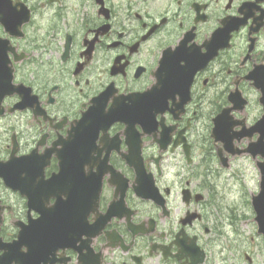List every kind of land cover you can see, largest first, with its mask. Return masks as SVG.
<instances>
[{
    "label": "flooded vegetation",
    "instance_id": "obj_1",
    "mask_svg": "<svg viewBox=\"0 0 264 264\" xmlns=\"http://www.w3.org/2000/svg\"><path fill=\"white\" fill-rule=\"evenodd\" d=\"M15 1L31 20L22 37L0 21V38L22 56L13 83L29 104L9 113L22 95L5 98L0 120L22 121L0 161L16 144V158L39 164L21 173L22 191L0 178L4 241L59 212L63 237L40 264H212L210 169L197 150L221 146L213 119L235 86L248 101L232 119L236 147L242 125L260 121L264 0Z\"/></svg>",
    "mask_w": 264,
    "mask_h": 264
},
{
    "label": "water",
    "instance_id": "obj_2",
    "mask_svg": "<svg viewBox=\"0 0 264 264\" xmlns=\"http://www.w3.org/2000/svg\"><path fill=\"white\" fill-rule=\"evenodd\" d=\"M21 3L14 4V0H0V21L6 27L10 34L20 36L21 26L24 22L29 20L30 10L25 6H18ZM19 30V32L17 31ZM8 39L0 38V115L5 112L3 107V100L6 96L14 94L18 91L22 95L21 103L16 108L24 109L25 104L28 103L29 95L24 94V86L13 85V61L10 58L11 45ZM22 57H16L15 60H20ZM193 71V70H187ZM165 87L175 88L180 87V84L174 83L169 80L164 84ZM188 85L184 84L182 89H186ZM263 95L261 101L264 105V89H262ZM189 97L186 96L184 100L179 103V107H182L188 102ZM233 107L225 109L219 116L214 119L213 137L216 141H222L225 149L232 155L242 154L243 152H249L253 157L261 156L263 161L259 162V168L262 174L261 191L253 198V207L256 212L255 220L258 223V231L264 236V116L260 122L248 131L241 132V136L252 137L254 133H259L260 137L258 141L251 142L248 148L243 150H237L233 147L234 136L231 134L232 129L236 126L237 122L233 121L231 111L233 109L244 108L246 100L242 98L241 93L236 90L232 92L229 97ZM153 104L152 109H156L158 102L150 101ZM167 100H163V105L166 106ZM11 109L10 111H13ZM17 145H14V149L7 162L0 161V177L4 179L5 183L13 189L23 190L25 180L21 176L22 172L29 173L32 165L39 164V158L33 156H26L23 159L16 158ZM223 153L220 152V155ZM223 164L227 165V159L223 158ZM21 168L22 170H19ZM28 168V169H26ZM31 173H29L30 175ZM26 194L25 191L22 192ZM29 197V195H28ZM2 211L0 207V223L2 222ZM40 217L29 225L20 224L21 230L18 236V240L12 243H6L0 237V251H3L0 257V264H11L16 261L17 264H40L41 260L45 259L48 253L53 252L57 247H52L54 243L63 237L62 217L59 212H55L54 215L48 213L43 216L44 212H40ZM26 248L24 250L23 248Z\"/></svg>",
    "mask_w": 264,
    "mask_h": 264
},
{
    "label": "rangeland",
    "instance_id": "obj_3",
    "mask_svg": "<svg viewBox=\"0 0 264 264\" xmlns=\"http://www.w3.org/2000/svg\"><path fill=\"white\" fill-rule=\"evenodd\" d=\"M41 19L40 13L37 20ZM14 120L22 121L12 116L0 120L1 159L9 154L7 144ZM204 146L197 153L205 156L204 168L212 169L208 173V183L212 188L209 208L214 209V213L211 212L216 219L206 222V226L211 229L210 233H202L212 244V264H264V237L258 233L256 213L252 205L253 196L260 190L258 159L244 153L231 157L229 165L224 167L216 159L215 146Z\"/></svg>",
    "mask_w": 264,
    "mask_h": 264
}]
</instances>
